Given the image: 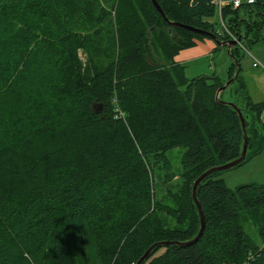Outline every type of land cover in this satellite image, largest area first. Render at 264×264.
<instances>
[{
	"label": "trees",
	"instance_id": "16d2710c",
	"mask_svg": "<svg viewBox=\"0 0 264 264\" xmlns=\"http://www.w3.org/2000/svg\"><path fill=\"white\" fill-rule=\"evenodd\" d=\"M157 2L221 41L264 43V0L226 5L221 20L212 0ZM94 32L103 62L91 72L78 50ZM205 39L152 0H0V264H137L158 242L173 244L142 264H264V182L232 189L223 170L209 174L197 188L205 229L190 242L196 179L242 154L237 108L248 134L237 166L264 151V101L242 77V46L219 98L226 80L190 79L175 60ZM176 147L182 184L161 194Z\"/></svg>",
	"mask_w": 264,
	"mask_h": 264
},
{
	"label": "rangeland",
	"instance_id": "374dc122",
	"mask_svg": "<svg viewBox=\"0 0 264 264\" xmlns=\"http://www.w3.org/2000/svg\"><path fill=\"white\" fill-rule=\"evenodd\" d=\"M112 15L114 16L113 30L115 33H117L118 23L115 16V11H113ZM218 19H219L218 17L216 16L214 17V20H218ZM263 45L264 43L263 44L257 43L251 46L248 49V51L251 53L253 57L255 56L258 59L257 53L259 54L261 50L260 47H263ZM101 52H102V44L100 45L97 35L94 32L92 38H90L89 40L88 47L86 49L81 48L78 50V56L83 67L85 65L87 66L88 64V69L89 71L92 72L95 69L96 64L103 62L102 58L100 57ZM223 55H225V60H227V65L224 64ZM251 58L252 57H250L247 51H245L244 49L241 50L240 60L242 65V77H250L256 80V75H259L257 73H260L261 71L264 72V68H262L263 67L262 65H261L262 67L259 68L253 67L251 65L252 64ZM233 61L234 60L227 52V48H219V50L215 52L213 56L204 55L197 57L195 59H190L189 62L187 61L188 63L185 64V74L190 79L200 76V74H206V75L217 74L219 76L221 75L224 78V79L222 78V80H226V74L228 68L230 67ZM253 84H254L253 81H250V88ZM230 95H231L230 90H226L223 94V97L227 99L230 98ZM185 150L186 148L184 147H176L172 150L167 151V155L170 158L172 164L171 176L165 173H160V174L158 173L156 180L159 185V188L162 187L161 194L168 187H170L172 190L175 191L179 190L182 184V180L179 177L180 176L179 174L181 173L182 170L181 160ZM219 177L223 178L226 186L232 189H235L236 187L244 184L264 182V151L261 154L252 157L251 159H249L247 162H245L240 166H236L231 169L224 170L222 174L219 175ZM161 194H159V196ZM253 238L258 242L260 241V238L257 236L256 233L253 234Z\"/></svg>",
	"mask_w": 264,
	"mask_h": 264
},
{
	"label": "water",
	"instance_id": "95a60500",
	"mask_svg": "<svg viewBox=\"0 0 264 264\" xmlns=\"http://www.w3.org/2000/svg\"><path fill=\"white\" fill-rule=\"evenodd\" d=\"M154 6L158 9V11L161 13V15L163 16V18L165 19V21H167V23H169L171 26H174V27H180V28H183V29H187V30H190V31H193V32H197V33H203L205 34L208 38L212 39L216 44L220 45V46H226L227 47V50H228V53L230 54L231 52V49L233 47H235L239 41H241V38L239 37L237 40H227V41H221L218 37V35L216 33H212V32H205V31H202V30H199L197 28H194L192 26H189V25H185V24H182V23H178V22H173V21H170L164 11L162 10V8L160 7L159 3L157 2V0H152ZM236 64H237V67H238V70L237 72L235 73V75L230 79L228 80L224 86H222L220 89H218V92H217V98H219V95L221 92H223L231 83H233L236 79V77L239 75L240 73V70H241V67L239 66L237 60H235ZM232 104V103H230ZM234 106V105H232ZM235 107V106H234ZM95 111L97 113L101 112L102 111V105L101 104H98L96 105L95 107ZM237 108V107H235ZM237 112L240 116V119H241V122H242V126H243V131H244V145H243V150H242V154L240 157H238L237 159H235L234 161L226 164V165H223V166H219V167H216V168H213V169H209L208 171L204 172L202 175H200L195 183H194V186H193V198H194V201L198 207V210H199V214H200V219H201V227H200V231L198 233V235L196 236L195 239H193L192 241L190 242H195L196 240H198L202 234H203V231L205 229V216H204V211H203V208L197 198V188L199 186V184L211 173L213 172H216L218 170H228V169H231L235 166H237L239 163H241L246 155H247V151H248V134H247V129H246V124H245V120H244V117L242 115V112L240 111V109L237 108ZM167 244H173V243H169V242H158L156 243L155 245H153L152 247H150L146 253L141 257V259L139 260V262L137 264H142L143 261H145L151 254V252L158 246H161V245H167Z\"/></svg>",
	"mask_w": 264,
	"mask_h": 264
},
{
	"label": "crops",
	"instance_id": "0c3cea01",
	"mask_svg": "<svg viewBox=\"0 0 264 264\" xmlns=\"http://www.w3.org/2000/svg\"><path fill=\"white\" fill-rule=\"evenodd\" d=\"M223 1L225 2V6H226V5L231 4V2L233 0H223ZM216 47H217V44L212 39H205L204 41H198L193 48L180 51L179 54L175 57V60L185 65L186 63L189 62L190 59H195L197 57L204 56V55L213 56V54L219 50V49H216ZM225 48H227V47H225ZM260 49L261 50H260L259 54L257 53V55H258L257 57L259 60L255 56L253 57L249 51H248V53H249L250 57H252L251 58V62H252L251 65L252 66L254 63V59H257L260 63L259 67L263 66L262 68H264V45H263V47H260ZM227 52H228V50H227ZM223 58H224V64L227 65V60H225V55H223ZM259 67H257V68H259ZM229 69H230V67L228 68V71L226 74V79L229 75L228 74ZM257 74H259V75H256V80H254L253 78H250V77H244V79L246 80V83L250 89V92H251L253 99L255 101H264V72L261 71L260 73H257ZM200 75H204V74H200ZM220 77L223 78L221 75H220ZM250 81H253V83H254L251 86V88H250ZM261 120L264 123V110H263L262 115H261Z\"/></svg>",
	"mask_w": 264,
	"mask_h": 264
},
{
	"label": "built area",
	"instance_id": "2783aa9c",
	"mask_svg": "<svg viewBox=\"0 0 264 264\" xmlns=\"http://www.w3.org/2000/svg\"><path fill=\"white\" fill-rule=\"evenodd\" d=\"M212 2H213V4L217 7V9H218V15H219V18H220V20H221V12H222L223 7L225 6V2H224L223 0H212ZM243 2L253 3L254 0H233V1L231 2V4H232L234 7H239L240 5H242ZM222 27H223L226 31H228V33H229L230 35H232V33L228 30L227 26L225 25V23H224L223 21H222ZM232 39L237 40L238 38L232 35ZM238 44H240V45L242 46L241 41H239ZM242 48H243L245 51L248 52V49H247V48H244L243 46H242ZM253 66H254V67H259V66H260V63H259V61H258L257 59H254Z\"/></svg>",
	"mask_w": 264,
	"mask_h": 264
}]
</instances>
